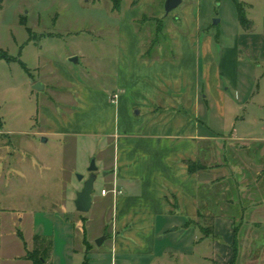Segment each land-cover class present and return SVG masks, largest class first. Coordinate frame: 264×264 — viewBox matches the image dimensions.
I'll use <instances>...</instances> for the list:
<instances>
[{
    "label": "rangeland",
    "instance_id": "rangeland-1",
    "mask_svg": "<svg viewBox=\"0 0 264 264\" xmlns=\"http://www.w3.org/2000/svg\"><path fill=\"white\" fill-rule=\"evenodd\" d=\"M191 1L184 0L169 14L161 7L156 17L166 15L173 21ZM200 1L208 26L220 36L232 34L241 23L235 2L243 6L247 18L255 14L262 24L264 0L257 1L253 8L246 7L242 0ZM152 17H146L142 24L143 36L150 41L159 31L157 18ZM148 19L152 20L149 24ZM214 19L219 23L212 24ZM120 26L121 16L112 9L111 0H3L0 4V208L19 209L28 197L36 199L29 206L31 218L25 217L20 227L29 242L33 234L51 241V264H83L86 260L87 264H211L202 258L208 252L199 243L205 236L204 229L195 225L188 229L179 225L176 231L162 236L157 255L149 258L151 262L139 256L124 260L109 237L98 244V239L112 235L115 228L112 194H102L103 189L113 186L105 168V163L113 160V146H105L106 141L100 143V137L94 142L83 135L42 134L47 126L43 104L63 115L75 109L78 99L77 86L56 78L60 75L54 62L66 65L72 75L93 88L112 90L114 84L109 81L116 64L106 57L120 51ZM159 34L163 40L168 38L166 32ZM72 57L78 61L72 62ZM241 70L239 90L229 91L233 101L229 102L235 109L227 111V118L219 110L209 112L218 141L209 147L210 153L202 163L222 165L211 178H224L222 184L232 186L227 194L219 186L203 190L210 207L218 198L234 195L242 199L237 189L242 182L259 183L264 198L263 54L255 57L252 53L251 58L244 54ZM37 82L44 85L43 90L34 87ZM234 113L242 118V141L227 139L234 128L240 127L232 124L230 116ZM251 138L259 140L251 142ZM93 160L97 167L93 203L90 211L80 212L75 199L91 174ZM200 177L206 180L209 176ZM27 186L33 189V195ZM233 218L236 264H264V225L256 229L253 221L244 223L239 212H234ZM84 239L91 245L88 251ZM259 255L263 259L258 261Z\"/></svg>",
    "mask_w": 264,
    "mask_h": 264
},
{
    "label": "crops",
    "instance_id": "crops-1",
    "mask_svg": "<svg viewBox=\"0 0 264 264\" xmlns=\"http://www.w3.org/2000/svg\"><path fill=\"white\" fill-rule=\"evenodd\" d=\"M257 1L260 3H242L253 8ZM165 2L122 0L121 9L115 10L121 16L120 51L112 58L106 57L116 64L109 81L114 84L112 90L93 88L72 75L66 65L54 62L60 75L56 78L77 86L78 99L75 109L63 115L43 104L47 126L42 134L83 135L94 142L100 137V143L106 141L105 146H113V160L105 163L113 186L102 194H112L115 228L105 239H111L114 250L124 260L139 256L151 262L149 258L157 255L162 236L176 231L179 225L185 229L193 225L208 228L212 217V230L199 242L208 249L202 258L211 264H236L234 212L241 214L244 223H256V229L264 225L259 183L242 182L237 188L242 199L222 197L210 207L203 190L219 186L227 194L232 188L222 184L224 178H211V173L222 165L206 164V169L192 172L189 163L202 162L210 153L209 147L218 141L209 112L219 110L227 118V111L235 109L229 102V91L240 88L244 54L248 58L252 53L264 56V14L262 24L253 14L248 18V28L240 23L232 34L220 36L208 26L207 15L200 9L202 2L195 4L192 0L173 21L164 15L163 32L157 35L166 32L168 38L156 36L150 41L143 36L142 24L148 16L159 18L156 16L161 7L165 8ZM183 4L184 0L176 8ZM149 19L148 24L152 22ZM114 94H118L115 101ZM230 117L232 124L240 127L234 128L227 139L242 141V118L239 113ZM201 174L209 177L201 179ZM27 189L33 195V189ZM30 197L19 209L0 208V264H33L28 252L40 234H33L29 242L20 227L25 217L31 218L29 206L36 199ZM84 242L88 251L91 245L87 239ZM47 263L51 264L50 255Z\"/></svg>",
    "mask_w": 264,
    "mask_h": 264
},
{
    "label": "trees",
    "instance_id": "trees-1",
    "mask_svg": "<svg viewBox=\"0 0 264 264\" xmlns=\"http://www.w3.org/2000/svg\"><path fill=\"white\" fill-rule=\"evenodd\" d=\"M2 2H3V0H0V4ZM112 3H113V9L114 10L119 11L121 9L122 0H112ZM238 7H239V20L245 28H248L251 25V22L245 16L243 6H241L239 4ZM156 21L158 23V27H157V29L159 30L158 32H163L164 19L163 18H157ZM158 37L159 36L157 35V38ZM189 166H190V171H192V172L199 170V169H206V167H207V165L202 163L200 160L189 163ZM209 219H210V221L208 222V228H203L205 234H208L212 230L211 225H212L213 218L210 217ZM88 243L89 242H87V244ZM34 244H35L34 248L28 252V256L30 257V259H32L33 264H48L47 259H48V256H49V253L51 250V241L47 240L46 238H44L41 235H36L35 239H34ZM88 246H89V244H88ZM86 259H88V258H86ZM87 263H88V261L86 260V262L84 264H87Z\"/></svg>",
    "mask_w": 264,
    "mask_h": 264
},
{
    "label": "water",
    "instance_id": "water-1",
    "mask_svg": "<svg viewBox=\"0 0 264 264\" xmlns=\"http://www.w3.org/2000/svg\"><path fill=\"white\" fill-rule=\"evenodd\" d=\"M181 2L182 0H166L165 2L166 14H169L172 10L178 7ZM218 22H219V19H214V23H218ZM71 61L77 62L78 58L72 57ZM34 87L38 90L44 89V85L40 82H37ZM89 169H90L91 174L89 178L85 180L82 190L78 192L77 197L75 199L76 208L80 212L90 211L92 207V203H93L92 194L94 190V182L96 180L95 171L97 170V167L95 165V160L92 161V164ZM80 178L82 179L83 176H80ZM105 238H106L105 236L101 237L100 239L97 240V243L101 244Z\"/></svg>",
    "mask_w": 264,
    "mask_h": 264
},
{
    "label": "built area",
    "instance_id": "built-area-1",
    "mask_svg": "<svg viewBox=\"0 0 264 264\" xmlns=\"http://www.w3.org/2000/svg\"><path fill=\"white\" fill-rule=\"evenodd\" d=\"M117 98H118V94H114V96H113V100L115 101ZM106 192H107L106 189H103V190H102V193H103V194H105Z\"/></svg>",
    "mask_w": 264,
    "mask_h": 264
}]
</instances>
